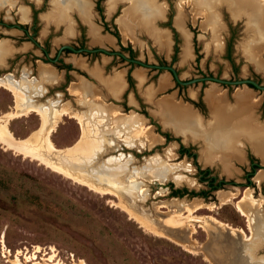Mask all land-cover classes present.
Masks as SVG:
<instances>
[{"label":"rangeland","instance_id":"rangeland-1","mask_svg":"<svg viewBox=\"0 0 264 264\" xmlns=\"http://www.w3.org/2000/svg\"><path fill=\"white\" fill-rule=\"evenodd\" d=\"M73 2L75 4L71 7L76 9L66 7L63 20L56 19L60 6L57 0H4L0 3V54L2 56L0 58V78L10 74L16 82L19 81L23 85L29 83L30 91L27 89V93L32 96L34 102L45 105L57 102V105H61L67 101L72 109L89 110L88 104L85 101L79 102L77 96L69 89L72 83L74 85L78 82L93 86L84 78L70 81L76 80L78 73L86 76L74 63L81 58L84 59L82 56H85L86 52L66 53L64 51L60 52L59 60L47 61L43 52L27 38L20 28L7 26V23L26 21L28 32L38 43L47 48L48 55L51 57L62 42L81 45L80 41H82L85 46L99 45L108 49H119L117 43L122 42L129 44L134 56L140 59L157 61L158 57H166L169 61L171 46L168 51L162 49L168 46L159 45L154 34L138 24L137 18L139 17L136 12L131 15L133 35L131 37L123 35L120 29V19L131 10V0H73ZM84 2L91 3L86 19L81 17L79 12L78 15L75 12L78 11L76 4ZM147 2L158 5L161 11L153 20L154 30L162 34L169 43L171 38V45L174 40L177 44L176 60L171 64L177 69L180 78L200 75V72H219V75L226 72L225 76L231 74L228 69L229 62L222 56V49L208 53H205L203 49L204 43L209 40L215 48H218L221 42L220 36L222 43L226 38L232 42L237 75L251 76L253 70L250 65L245 66L244 71L241 70V67L246 65V61L237 58L238 56L234 54V46L246 35L243 30L244 25L251 33L245 40L244 49L246 44L251 43V36L256 39L259 34L264 35V28L259 24V20H255L260 10L255 0H224V2H218L216 7L211 6L213 3L208 4L209 6L202 3L205 7H210L207 9L209 12L207 18L202 14H196L193 10V5H196L198 0L194 2L191 0H147ZM236 6L241 7L240 9L244 12H250L254 19L252 20L246 13L245 16L234 15L232 10ZM32 13L34 14L33 21ZM260 14L264 15V9L260 11ZM177 18H181L182 27L177 24ZM124 21L127 24L125 19ZM32 22L34 25L31 26ZM68 25L71 28L69 33L66 31ZM175 26L182 29L179 30ZM96 31L99 32L103 41L96 40L94 34ZM114 31L117 32V36L114 35ZM107 34L112 36V41L105 40L106 37L110 38ZM193 45H195V51ZM185 46L188 49L185 59L190 55V46L192 52L191 56L183 62L181 60H183L182 54ZM95 54L93 53L92 57L104 55L97 53L95 56ZM116 59L118 58L115 57L111 65L116 64ZM66 62L70 64V70L64 66ZM256 64L264 69V60H256ZM44 65H50L54 72L53 75L51 74V80L42 77L44 69H48ZM110 67L112 66H107V68ZM158 71L162 72L166 69L161 68ZM95 75L98 78V73ZM153 76L149 78L153 79ZM156 76L155 74V78ZM259 79L264 82V77L259 76ZM199 84L200 82L195 84L196 86L192 84L179 86L180 98L186 100L187 96H181L182 93L187 95L190 88H195ZM209 84L208 81L202 83L203 87ZM107 87L110 89L109 85ZM218 87L220 88V85ZM38 89L41 90L38 91ZM170 89L175 90L176 86L173 85L167 91ZM149 96L150 94L147 93L148 98ZM163 99L159 104L158 112L154 111L162 125L146 113L143 104L139 105L140 108H119L127 116H123L119 122V125L125 127L120 128L119 126L118 130L125 132L131 130L138 122L136 121L138 118L139 120L143 118L141 120L147 126L150 125V133L154 140L152 143L145 141L143 145L136 140L132 146H128L123 137H116V131L108 129L111 125H109L111 118L106 108L101 106L100 111L107 115L105 124L101 127V135L105 137L104 141L108 139L109 143L113 144V148H107L100 153L98 157L103 156V159L99 158V162L93 163L94 166L102 169L103 162L109 157L113 158L110 163L113 167L121 166L129 159L127 176L119 179L117 183L125 187L121 190L128 194L126 200L129 207L159 226L163 233H154L137 221L119 205L116 195L91 189L82 182L65 176L36 159L23 156L7 148L0 142L1 263H8L6 258H12L17 250H21L27 255L35 253L32 259L40 261L54 253V258L67 264H73V261L77 262L79 259L84 262L83 264H264V179H262L264 169L260 173H258L260 169L257 172L254 171L249 176L250 182L248 183L245 176L249 168L247 159L242 161L219 159L204 162L202 158L204 153L210 151V148H216L217 139L220 137L226 139L229 130L239 131L241 126L235 129L234 122L228 119L222 122L220 127L213 128V125L217 123L213 114L206 124H201V119L197 115L203 134L194 136L189 131L182 134L188 133L193 137L201 138L204 143L202 146L200 140L191 141L182 138L178 135L179 133H173L171 125L169 126L173 132L170 127L163 125L160 119V110L166 104ZM113 101L120 103L118 100ZM13 105L12 92L0 86V115L11 110ZM224 113L233 114L230 111ZM39 123V115L30 111L25 115L10 118L8 127L14 137L20 139L36 129ZM249 124L251 127L254 125L251 122ZM80 132L81 126L77 120L64 114L57 122L50 137L57 147H66L77 140ZM256 139L255 136L253 145L258 141ZM261 139L264 141V135ZM181 142L188 146L189 151L194 155L180 154L178 148ZM199 151L202 154V160ZM237 151L241 152L239 148ZM104 155H106L105 158ZM226 156L235 157L237 155L230 153ZM154 159H157L156 162ZM205 166H208L211 173L215 174L218 179L223 180L219 188L208 190L206 180L199 178L198 171ZM260 167L264 168V166ZM89 168L78 164L76 170L71 166V170L75 172L87 170L91 172ZM162 169L167 170L163 178L151 175V170L161 171ZM130 176L136 177V180L130 181ZM140 186L144 188L142 193L138 189L141 188ZM182 187L186 190H193V193L179 195L172 191L174 188ZM200 190H204L206 194L204 196L195 194ZM247 192H251L255 199H260L259 203L253 207L252 228L254 233L255 230L257 232L249 239V242L254 244L252 258L241 256V254L247 256L237 244L244 239L242 233L236 231L232 234L229 228H222L211 220L213 217L232 227L241 228L245 234H251L246 216L242 215L237 208V202ZM198 200L208 206L195 208L191 215L185 212L186 216L180 220V226H167L161 220L166 216L168 209L162 206L163 203L182 207L184 203ZM156 203L161 205L157 207L159 210L155 208ZM187 216L192 224H187ZM194 216L198 219H193ZM232 242L237 248L234 250L240 251L239 256L241 257H236L233 247L231 251L229 250L228 246ZM38 249L39 251H36ZM5 252H10V254L3 256ZM256 256L260 260H256ZM19 258L24 261L23 254L19 255ZM24 262L29 263L30 261Z\"/></svg>","mask_w":264,"mask_h":264},{"label":"bare ground","instance_id":"bare-ground-1","mask_svg":"<svg viewBox=\"0 0 264 264\" xmlns=\"http://www.w3.org/2000/svg\"><path fill=\"white\" fill-rule=\"evenodd\" d=\"M3 1L4 0H0V3H3ZM57 1H59L60 6L58 7L56 19L63 20L65 19L64 16L67 10L66 7L71 9L72 8L71 6H73L75 2H73V0H57ZM131 1H132L131 10L128 11L129 13L128 12L126 13L127 15H125L124 18L122 17L120 19V29L123 35L130 36V37L133 35L132 33L133 29L131 26L132 25L131 22L133 18L131 19V15H133V12H136L139 17V18L136 17L139 20L138 24L150 30L151 33L154 34L159 45L169 46L168 40L164 38L162 34L158 33L157 30L156 31L154 30L153 20L155 17H158L159 14L157 13H161L158 5L157 6L152 5L151 3L147 2V0H131ZM191 1L194 2L195 0H191ZM198 1L199 2L196 5H193L194 7L193 10L195 11L196 14L198 13L202 14L206 18L209 16V12L207 11V9L210 7H205L203 4L209 6L208 4L213 3L211 6L216 7L218 2L219 3L224 2V0H198ZM255 2L258 3V6L260 7L258 14H256L257 19L255 20H259L260 22L259 24L264 28V15L262 16L260 14V11L264 9V0H255ZM90 5L91 3L89 2L76 4V7L78 8V12L81 15V17L85 19L88 18V15L90 12ZM240 8H238L237 6L233 8L232 10L233 14L234 15L241 14L242 10ZM244 13H246L248 17H251L252 20L254 19L251 16L250 12L248 13L244 12ZM124 19L127 21V24L124 21ZM176 22L180 27H182L181 18H177ZM68 27L69 25L67 26V30H66L67 33L71 31V28L70 27L68 28ZM94 34H95L96 40L103 41L98 31L94 32ZM254 39L255 37L251 36L250 37L251 43L250 44L248 43L245 46L246 47L245 50L247 49L246 52L248 56L250 57H253V56L258 57L259 52L261 50L264 51V35L259 34V36H257L255 40ZM105 40L111 41V38L106 37ZM256 47H258V49H256ZM187 51H188L187 46H185L183 49V54H182L183 59H185L187 55ZM0 58H2L1 54H0ZM44 66L45 68H48V69H44L45 72H43L42 77L44 79L51 80L52 79L51 74L53 75L54 72L51 70L50 65H44ZM121 80H122V77L120 75H117V77L112 79V81L109 83V88L112 90L113 93L116 92L120 88L122 81H123ZM163 81H164V77H160L159 78L160 85L163 84ZM18 82L14 81L11 78L10 74H6L4 77L0 78V86L11 91L14 96V105L12 109L0 115V142L3 143L7 148L18 152L22 154L23 156L36 159L37 161L46 165L47 167L59 173L65 174V176L67 175L69 177H72L82 182L83 184L87 185L91 189H94L96 191L103 192V193H111V194L116 195L119 200L118 201L119 205L122 208H124L137 221H139L142 225H144L145 227H147L154 233H159V234L163 233L162 229L159 226L155 225L149 219L145 218L144 216L135 212L129 207V204L127 203V200H126L128 194L127 192H124L123 190H121V189H124L125 187L117 183L119 179H122L127 176L126 171L129 170L128 165H127L129 162V159H127L123 165L118 166V167L110 166V163L113 160L112 157L111 158L109 157V159L103 162L102 169L93 165L94 162L95 163L99 162L98 160L99 157L97 156V154L105 151L107 148H113V144L109 143L108 139H105L104 141L105 137L101 135V127L102 125L105 124V119L107 116L106 114L100 111L101 106L106 108L108 112V116H110L111 118V121L109 123V125L110 124L111 125L108 126V129L113 130V132L116 131L115 136L123 137V140L128 146H132L136 140H138L141 143V145H143L145 141L152 143L154 140V137L151 136L150 125L147 126V124H145L143 120H141L143 118H140V120L138 118L136 119V121L138 120V122L136 124L134 123L135 125L134 127L131 128V130H128L126 132L120 129L118 130L119 126L120 128L125 127V126L122 127L121 125H119V122L122 120L123 116H127V114L122 113V111L119 109L118 106H115L112 103L105 102L101 98L100 93L95 89V87L91 86L88 83L82 84L78 82L74 85L72 83L69 88L71 93L76 95L77 100L81 103L83 102L85 96H87L86 97L87 99L85 100V102H87L89 110L80 111V110L72 109L69 105L70 103L68 104L67 101L63 102L61 105H57V102H52L49 105L38 104L34 102L32 100V96H30L27 93V89L30 91L29 83L27 85L26 84L23 85L21 84V82L19 83ZM40 90L41 89H38V91ZM205 92L211 99H214V100L219 99L220 95L217 92L213 91L212 88L206 89ZM240 95L241 97H243L242 93ZM90 99H94V102H96L97 104L92 103L91 105L92 100L89 101ZM163 101H165L166 103L164 104V106H162L160 110L161 111L160 119L163 125H171L175 133H185L186 131H189L194 136H201L203 134L202 130L200 129V124L197 120V114L193 112L189 106H186V104L184 105L181 102L174 101L171 98L164 97ZM243 107L245 108V106ZM30 111H34L36 114L39 115L40 123L38 127L34 129L31 133H29L25 138L16 139L8 127L9 119L16 117V116H20V115H25L29 113ZM211 112L215 116L216 122H217L216 124L213 125V128H216L217 126L220 127L222 122H225L228 119H231L235 124L234 128L236 129L237 126H241V129L239 131H235L234 129L229 130L227 132L228 135L226 136V139H223L222 137L217 139L215 141L217 143L216 148L215 147L210 148V151L208 153L203 154L202 158L204 162H210L211 159L214 157V154L218 152L221 154V157L223 160H227L226 155L230 153H235L237 155L235 156L236 159L241 160L242 155H241V152L237 151L238 150L237 144H238V136L243 135V131H245L248 135L252 134L254 139H255V136L257 137L256 141L257 140L258 141L255 142V145L253 146H255L256 152L264 160V141H262L261 139L263 138V135H264L262 133L264 132V128H259L256 125H253V127H251V125L249 124L251 122V121L249 122L250 118L248 119L247 116H245L244 118L242 117L240 120H235L236 119L235 115L233 114L226 115L224 113V109L221 108V106L220 108H217V107L212 108ZM64 114L77 120V122L81 126V132H80L79 137L73 144L66 146V147H57L52 141L50 134L53 131L54 127H56L57 122L62 118V115ZM95 157L97 158L95 159ZM156 160L157 159H154L155 162ZM78 164L84 165L86 167H90L89 169H91V172L89 170L82 171V172L72 171L71 166L77 170ZM166 171H167L166 169H162L161 171L151 170V175L159 176L160 178L162 176L163 178L164 176H166ZM260 172H263V170L260 169L258 173ZM136 177L130 176V181H135ZM140 187L141 188H138V189H140V192L142 193L144 188L142 186ZM227 195L228 194H226V196ZM259 200L255 199V197L252 196L251 192H247L237 202V208L239 209L241 214L246 216L247 218L248 225L251 231L250 232L251 234L249 235L245 234V232L241 228H235V227L228 225L225 222L217 220L213 217L211 218L213 222H215L217 225L222 226V228L223 227L229 228V231L232 234H234V232L236 231L243 234L242 237L244 239L242 241H239L237 244H238L239 249H243L244 253L247 254V256L241 254V256L245 258L247 257L252 258L254 244L249 242V239L253 237V234H256L257 232L255 230V233H254V230L252 228V223L254 221L253 207L257 203H259ZM154 205H155V208L159 210V208L157 207L161 205L157 203ZM162 206H166L168 208L166 210L167 212L166 216L161 218L164 224H166L167 226L168 225L180 226V223H181L180 220H183L186 216L185 212L188 213L187 215H191L192 211L195 208H198L200 206H208V204L198 200L192 203L191 202L184 203L182 207H176L174 204L171 205L167 203H163ZM193 219L197 220L198 217L194 216ZM186 220H187L186 221L187 224H192L189 218ZM228 247L230 251H231V248L233 247V252L235 253L236 257H241L239 256L240 251H235L237 250V248L235 247V244L233 242L230 243ZM36 251H39V249ZM8 253L10 254V252H5L2 255L6 256V254ZM21 254H23L24 261H30V262L25 263L24 261H21L19 258V255ZM54 255H55L54 253H51L50 255L44 258L45 260L40 261V260L32 259L35 257V253H31L27 255L23 251L17 250V252L13 254L12 258L10 259L6 258V261L8 260L9 262L4 263V264H67L61 261L60 259L54 258ZM255 259L260 260L258 256H256ZM72 263L73 264L74 263L83 264L84 262L81 259H79L77 262L73 261ZM0 264H3V263L0 262Z\"/></svg>","mask_w":264,"mask_h":264},{"label":"crops","instance_id":"crops-1","mask_svg":"<svg viewBox=\"0 0 264 264\" xmlns=\"http://www.w3.org/2000/svg\"><path fill=\"white\" fill-rule=\"evenodd\" d=\"M240 15L245 16L246 14L244 13V11H242ZM177 28L179 30L182 29V28L180 29L179 27ZM243 30H244V33H246L244 39H242L241 41H238V43L235 44L234 46L235 47L234 54L238 56L237 58H242L246 61V65H243L241 67V70L244 71L246 67L250 65L253 71L258 73L260 76L264 77V69L262 67H259L256 64V60L257 61L264 60V51L261 50L260 51L261 53L259 52L258 57L256 58H252L248 56L246 50L244 49V45H245L246 38H248L251 33L246 27V25H244ZM107 35L110 36L111 41H112V36L110 34H107ZM220 40L221 42L218 48H215L213 46V43L210 40L209 41L207 40L208 42L204 43V46H203L205 53H208L209 51L211 52L213 50L214 51L216 50L221 51V49L223 50V43H222L221 36H220ZM170 46H171V38H170V43H169L168 48H162V49H165L168 51L170 50ZM191 52L192 51H191V46H190V55L187 56L186 59L181 60V53H180V60L185 62L188 59V57L191 56ZM82 57H84V59L81 58L80 60H77L74 63H75V66L78 67L83 72H85L86 76L89 78L78 73L77 79L70 80V81H77L80 78L86 79L100 93V96L104 101L112 103L113 105H117L121 109L123 107V103L127 107H132V108H140L139 105L143 104V106L145 105L143 108H145L146 113L150 117H152L153 119L155 118L159 122L157 114H154V111L159 110V104L162 101L161 99L165 97V98H171L174 101L181 102L184 105L186 104V106H189L190 109L200 117L202 124H206L207 121L210 120V118H212V112H211L212 108L214 107L220 108L221 106V108L224 109V112H229V111L233 112V115H235L236 117L235 120H240L242 117L244 118L245 116H247L248 119L250 118L249 121H251L252 124L258 126L259 128H264V110H263V114L260 115V104H261L263 95L262 93L258 92L257 90H254L253 88L245 84L234 87L233 90L229 93L227 92L226 88L222 86H220L219 88L215 82H210L209 85L203 87L202 92H201L202 100L204 102L207 114L202 115L201 112H199V110L196 107H194L189 101L181 99L180 96L177 94L176 89L175 90L170 89V91H167L168 88L173 86V81L171 79L170 73L167 70L162 71V72L155 71V70L148 71L143 66L134 65L132 66L130 70V74L133 78V87H129L128 82L125 77L126 70H127L126 64L123 65L124 63H117L115 65H109V66H112L110 68H106V65L109 64L110 62V56L106 54H104L103 56H99V57L97 56L90 57L86 55ZM95 73L96 74L98 73V78L95 75ZM117 74H120V76L122 77L123 85L118 90L115 89L117 91L113 93L110 89H108L107 85H109V83L112 81V79ZM155 74L157 75L156 78H155ZM225 74L226 72L221 73V75H225ZM150 75H154V78L150 79L149 78ZM160 77H164V81L162 85H160L159 83ZM208 88H212L213 91L217 92L220 95L219 99H215V100L211 99L205 92V90ZM197 91H198L197 87L192 88V89L190 88V90L187 91V94L188 96L195 98ZM147 93L150 94L149 98L147 97ZM241 93L243 94V97H241L240 95ZM86 97L87 96H85L83 101L87 99ZM91 100L94 102V99H90L89 101ZM113 100L115 101L118 100L120 101V103H116ZM92 101H91V104L93 103ZM243 106H245V108ZM165 126L170 127V130L172 131L171 126L169 125H165ZM173 133L175 134V132ZM178 135H180L182 138L184 137L185 139L186 138L198 139L200 140V144L204 146L203 140L199 137H193L188 133L186 134L179 133ZM253 138L254 137L252 135H248L245 131H243V135L238 136V141L240 143L237 144L238 145L237 147L242 152L241 154L242 159L237 160L233 156H228L227 161L228 160L230 161L231 160H237V161L246 160L247 159L246 152L249 151L256 158V160H258L257 162L261 166H264V160L261 159V156L256 152L255 147L253 146ZM200 151L199 153H200V159H201L202 154ZM219 159L223 160L221 157V154L218 152L214 154V157L211 160H219ZM258 169H264V168L259 167ZM258 169H256V172ZM262 179H264V177Z\"/></svg>","mask_w":264,"mask_h":264},{"label":"flooded vegetation","instance_id":"flooded-vegetation-1","mask_svg":"<svg viewBox=\"0 0 264 264\" xmlns=\"http://www.w3.org/2000/svg\"><path fill=\"white\" fill-rule=\"evenodd\" d=\"M32 21L34 20L33 18H34V14L32 13ZM19 23V25L20 26H16V24L15 23H10V24H6L7 26H14V27H17V28H20L21 30H22V32L27 36V38L28 39H30V36L32 37V35L28 32V30H27V27H26V21L25 22H18ZM22 23H24V24H22ZM34 22H32V24H30L31 26L32 25H34L33 24ZM31 40V39H30ZM36 40V39H35ZM37 41V40H36ZM32 42V41H31ZM38 42V41H37ZM36 47H38L39 48V50L41 51V52H43V54H44V58L47 60V61H50V62H54V61H57V60H59L58 58H59V55H60V52H66V53H70V52H75V53H77L78 51H73V50H70V49H68V48H66V47H62V48H60L59 49V46H60V44H62V43H68V42H62V43H60L58 46H57V48L55 49V52H54V54H53V56L51 57V56H49L48 55V50H47V48L43 45V44H41V43H34V42H32ZM80 43H81V45H74V44H71V43H68V44H70V45H72V46H74V47H82V46H85V45H83V43H82V41H80ZM118 44V46H119V49L118 48H113V49H109V50H118V51H121L122 53H123V55H121V54H119V53H106V52H101V51H79V52H86L85 53V55L86 56H88V54H89V56L90 57H92V54L94 53H104V54H106V55H108V56H110V62H109V64H107L106 65V68H107V66H109V65H111V64H113V62L115 61V57L116 58H118V59H116L117 61H116V64L117 63H126V65H127V70H126V74H125V77H126V80H127V82H128V86L129 87H133V78H132V76H131V74H130V70H131V68H132V66H134V65H140V66H143V67H145V68H147L149 71H153V70H155V71H158V70H160L161 69V67H154V66H146V65H144V64H140V63H137V62H135V61H132V60H130L129 58H138V57H136V56H134V54H133V49H132V47L129 45V44H125V43H122V42H120V43H117ZM93 46H99V45H93ZM176 46H177V44H176V42H175V40L174 41H172V45H171V50H170V56H169V61H167V59H166V57H164V58H160V57H158V59H157V61H147V60H143V59H141L143 62H147V63H156V64H170V65H172L171 64V62H173L174 60H176L175 59V53L177 52V50H176ZM232 42L229 40V38L227 39H225V41H224V43H223V54H222V56L229 62V69H230V75H227V76H225V75H219V72H216V73H212V72H200V75H196V76H203V75H215V76H219V77H224V78H238V77H242L243 75H237V63L235 62V60H234V58H233V54H232ZM90 47H92V46H90ZM195 45H193V49H194V51L196 50L195 48ZM108 49V48H107ZM124 51H126V53L124 52ZM78 52V53H79ZM96 54H95V56H96ZM140 59V58H139ZM118 60H120V62L118 61ZM64 66L67 68V70H70V64L69 63H65L64 64ZM173 66V65H172ZM174 67V66H173ZM175 68V67H174ZM165 69V68H164ZM169 73H170V76H171V79H172V81H173V85L174 86H176V90H177V94L180 96V94H181V92H180V90L178 91V88H179V86H186V85H190V84H192V85H195V84H197L198 82H200V84L197 86V88H198V91H197V94H196V97L195 98H192V97H190V96H188V94L187 95H185L184 93H182V95L181 96H187V99L186 100H188L194 107H196L198 110H199V112H201V114L202 115H206L207 113H206V108H205V105H204V102H203V100H202V88H203V86L204 85H202V83H204V82H215L216 84H218V85H220V86H222V87H224V88H226V90H227V92L229 93V92H231L232 90H233V88L234 87H236V86H238V85H242V84H245V85H247V86H249V87H251V88H253L254 90H257L258 92H260V93H262V95H263V98H262V100H261V104H260V115H262L263 114V110H264V89H260V88H257V87H255V86H253L251 83H242V84H235V85H232V84H229V83H222V82H217V81H213V80H198V81H194V82H191V83H188V84H182V83H179V82H177L176 80H175V78H174V76L172 75V73H171V71L170 70H168V69H166ZM175 70H176V72H177V69L175 68ZM85 73V72H84ZM178 74V73H177ZM151 76V75H150ZM259 74L258 73H256L255 71H253V73L251 74V76H249V75H244V77H250V78H252V79H254V80H256L257 82H260V83H264V82H262V81H260V79H259ZM154 77V76H153ZM192 77H194V76H190V77H188V78H180V79H183V80H187V79H189V78H192ZM261 77V76H260ZM196 86V85H195ZM125 107H127L124 103H123V107L122 108H125ZM129 108V107H128ZM187 140L189 139V140H191V141H193V139H191V138H186ZM122 144V143H121ZM190 144V143H189ZM181 147H183L184 149H183V151H182V154H184V153H186L187 155H191L190 153H192L193 155H194V153L193 152H190L189 151V148H188V146H186L185 144H183L182 142H181V144H180V147L178 148V152H179V150H180V148ZM115 150V149H114ZM180 154H181V152H179ZM109 154V153H108ZM105 156L106 155H104V158H105ZM250 156H253L249 151H247L246 152V157H247V160H248V164H249V168L246 170V177H247V182L249 183L250 182V180H249V176H251L253 173H254V171H256V169H258L261 165L257 162V160H256V158L253 156V162H257V164H258V167H256L255 169H254V171H253V173L252 174H250V175H247L248 174V172L250 171V169H251V161H250ZM100 159H103V156L102 157H100ZM206 168H208L209 169V171L208 172H204L203 173V171L206 169ZM198 174H199V178H202L203 177V179L202 180H206V183H207V187L208 188H219L220 187V184H222V183H220V184H218V182H219V180H222V179H218L217 178V176L215 175V174H212L211 173V171H210V168L208 167V166H205V167H202V168H200V170L198 171ZM210 175H215L216 176V178L214 179V180H212V183H211V185L209 184V182H208V178H207V176H210ZM216 186V187H211V186ZM184 188V187H183ZM185 193H187V192H185Z\"/></svg>","mask_w":264,"mask_h":264},{"label":"water","instance_id":"water-1","mask_svg":"<svg viewBox=\"0 0 264 264\" xmlns=\"http://www.w3.org/2000/svg\"><path fill=\"white\" fill-rule=\"evenodd\" d=\"M74 10H75V7H72ZM76 14L78 15V11H75ZM16 26H20L19 23H15ZM21 28V27H20ZM30 39L32 42L34 43H38L33 37L30 36ZM62 47H66L70 50H73V51H101V52H106V53H119L121 55H123V53L121 51H118V50H109L103 46H82V47H74L68 43H62L60 44L59 46V49L62 48ZM130 60L132 61H135L137 63H140V64H144L146 66H154V67H161V68H165V69H168L171 71L172 75L174 76L175 80L179 83H182V84H188V83H191V82H194V81H198V80H213V81H217V82H222V83H229V84H232V85H237V84H242V83H251L253 86L257 87V88H260V89H264V83H260V82H257L256 80L250 78V77H238V78H224V77H219V76H215V75H203V76H194L192 78H189L187 80H183V79H180L175 68L170 65V64H156V63H147V62H143L141 59L139 58H129ZM122 143V142H121ZM102 153V152H101ZM100 154V153H99ZM97 154V156L99 155ZM97 157H95L96 159ZM100 158V157H99Z\"/></svg>","mask_w":264,"mask_h":264},{"label":"trees","instance_id":"trees-1","mask_svg":"<svg viewBox=\"0 0 264 264\" xmlns=\"http://www.w3.org/2000/svg\"><path fill=\"white\" fill-rule=\"evenodd\" d=\"M114 33V35H116L117 36V32H113ZM183 147H181L180 148V150H179V152H181L182 153V151H183ZM191 155H193L192 153H190ZM253 156H250V161H251V169H250V171L248 172V174L247 175H250V174H252L253 173V171H254V169L256 168V167H258V164H257V162H253ZM209 171V169L208 168H206L204 171H203V173L205 172H208ZM207 178H208V182H209V184L211 185V183H212V180H214L215 178H216V176L215 175H210V176H207ZM201 180L203 179V177L202 178H200ZM223 182V180H219V182H218V184H220V183H222ZM211 187H216V186H211ZM209 189H214V188H208V190ZM174 193H176V194H183V193H185V192H187V193H193V190H186V188H174L173 190H172ZM195 194H200V195H202V196H204L205 194H206V192L204 191V190H200L199 192H196Z\"/></svg>","mask_w":264,"mask_h":264}]
</instances>
